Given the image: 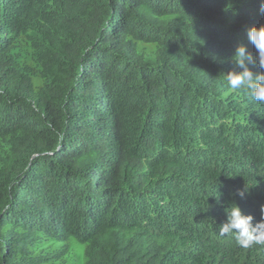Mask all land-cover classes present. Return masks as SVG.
<instances>
[{
    "label": "trees",
    "instance_id": "obj_1",
    "mask_svg": "<svg viewBox=\"0 0 264 264\" xmlns=\"http://www.w3.org/2000/svg\"><path fill=\"white\" fill-rule=\"evenodd\" d=\"M259 7L0 0V264H41L42 237L87 244L86 264H264L219 234L226 208L255 224L264 205V105L226 87Z\"/></svg>",
    "mask_w": 264,
    "mask_h": 264
},
{
    "label": "clouds",
    "instance_id": "obj_2",
    "mask_svg": "<svg viewBox=\"0 0 264 264\" xmlns=\"http://www.w3.org/2000/svg\"><path fill=\"white\" fill-rule=\"evenodd\" d=\"M259 14L264 15V0H260ZM247 37L256 54L249 51L244 44L237 46L232 58L235 68L226 74V87L242 91L260 105H264V24L249 28ZM256 66L262 71L255 73L252 68ZM244 194L239 193L241 197ZM225 211L227 220L219 226L221 236L234 235L238 246L242 248L264 244V205L261 206V220L255 224L254 217L244 214L237 204Z\"/></svg>",
    "mask_w": 264,
    "mask_h": 264
},
{
    "label": "rangeland",
    "instance_id": "obj_3",
    "mask_svg": "<svg viewBox=\"0 0 264 264\" xmlns=\"http://www.w3.org/2000/svg\"><path fill=\"white\" fill-rule=\"evenodd\" d=\"M138 50L145 55H150L156 51V45L141 42L138 44ZM12 53L22 66L28 68L35 88L40 89L44 80L41 76V68L35 61L34 51L30 44L25 40H21L13 48ZM86 248L87 244L74 239L64 244L42 237L41 242L34 244L32 251L37 259H43L41 264H86ZM61 252L65 253L59 256Z\"/></svg>",
    "mask_w": 264,
    "mask_h": 264
}]
</instances>
